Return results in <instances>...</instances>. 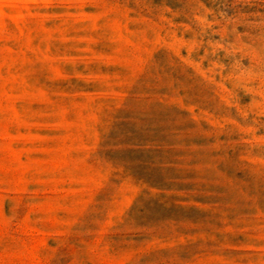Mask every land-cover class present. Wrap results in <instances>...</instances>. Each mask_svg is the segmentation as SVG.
Instances as JSON below:
<instances>
[{"label": "rangeland", "instance_id": "1", "mask_svg": "<svg viewBox=\"0 0 264 264\" xmlns=\"http://www.w3.org/2000/svg\"><path fill=\"white\" fill-rule=\"evenodd\" d=\"M0 264H264V0H0Z\"/></svg>", "mask_w": 264, "mask_h": 264}]
</instances>
